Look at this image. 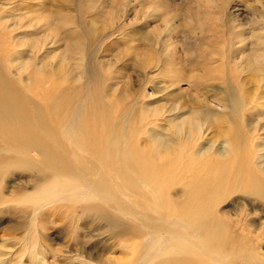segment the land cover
I'll use <instances>...</instances> for the list:
<instances>
[{"label":"bare ground","instance_id":"obj_1","mask_svg":"<svg viewBox=\"0 0 264 264\" xmlns=\"http://www.w3.org/2000/svg\"><path fill=\"white\" fill-rule=\"evenodd\" d=\"M20 1L0 0V144L11 152L38 154L40 168L62 178L51 180L40 194L51 198L63 190L85 201L91 195L84 197L83 189L97 191V204L84 211L115 209L141 223L144 229L123 226L132 236L142 237L150 228L169 237L151 256V245L144 249L140 243L135 251L131 246V264H264L263 221H251L244 201L234 217L221 208L241 194L262 204L257 211L264 210V21L239 61L217 48L216 57L204 59L197 71H186L179 62L170 63L183 39L175 34L176 17L173 23L166 18L171 12L166 17L160 12L161 24H156L154 13L144 9L142 19L155 21L138 38L140 47L129 45L125 0L115 1L109 18L99 22L93 16L71 30L74 22L67 15L36 19L26 15L32 10ZM259 1L264 9V0ZM216 15L211 43L245 40L226 20L218 24ZM200 20L195 21L203 26ZM38 23L43 33L35 29ZM225 28L231 32L227 38ZM49 38L63 48L39 59ZM121 41L128 46L120 51V61L132 49L134 67L144 72L133 81L135 88L131 82L108 84L115 64L105 67L97 60ZM207 73L208 82L219 84L205 87ZM157 78L165 84L162 92L177 91L151 106L147 100L155 95ZM119 214L109 210L104 216L116 226L126 219Z\"/></svg>","mask_w":264,"mask_h":264},{"label":"rangeland","instance_id":"obj_2","mask_svg":"<svg viewBox=\"0 0 264 264\" xmlns=\"http://www.w3.org/2000/svg\"><path fill=\"white\" fill-rule=\"evenodd\" d=\"M115 1L119 0H21L18 3L21 5L27 3L26 9L32 11H27L29 13L26 15H33L36 19L44 14H47V17L51 15L54 19L58 17V13L67 15L74 22L73 25H69L71 30L76 28L77 23L86 25V21H89L93 16L99 22L104 18H109L116 9ZM125 2L126 9H128L126 20L131 22L130 25H126V28L130 35L129 38H131L129 40H132L129 45L132 46H136L137 43V46H143L138 38L142 35L146 36V30L154 25L155 18L156 24L161 22L158 17L160 12L162 14L166 12L164 17L172 14L169 18L166 17L168 21L169 19L172 21L171 23L176 17L175 24H173L174 28L177 25L175 34L178 33L177 38L182 37L183 39H178L180 42L176 43V47L179 53L176 55L177 58L171 59L170 63L179 62L178 65L186 71L191 69L197 71L200 63L205 61L204 59L216 57L214 51L217 48L239 61L251 47L249 44L250 35L254 34L256 27L264 21L263 17H259L264 14V9L261 8L259 0H159L158 4L156 3L157 0H125ZM159 2H163L164 7L161 5L163 3L159 4ZM158 5L163 7L162 11L159 10ZM146 8L150 9V13H154L155 18L142 19ZM144 9L146 10L144 11ZM24 11L25 8L15 11L13 17L17 18ZM214 12L220 13L217 19L218 24L226 20L227 27L231 26L232 31L244 33L245 40H232L230 43L225 41L223 44L211 43L215 33L213 31L217 16ZM172 16L174 17L172 18ZM77 17H85V19L79 20ZM195 17L201 19L200 22L203 26L197 24ZM148 19L151 22H149L148 27H145L144 21ZM184 19L188 23L185 22L186 20L183 21ZM34 27L40 33L45 31V27L42 28L39 23ZM79 27L80 25L77 28ZM19 30H23V27ZM228 34L231 32L227 28L226 38L229 37ZM247 37L248 39H246ZM127 46L128 43L125 44L121 41L117 47L114 45L107 51L100 53L97 60L105 67L115 64L112 71L114 74L112 77H115L112 80L107 79L108 84H117V86L123 87L125 84L130 85L131 82V86L135 88L136 78H141L144 72L134 67L136 61L132 58L135 51L132 49L123 52L124 60L120 61L118 55H120L121 50L127 49ZM62 48L63 45L60 42L53 44L49 38L46 41V48L38 53V57L39 59L42 58L48 51L50 53L59 52ZM211 52H213L212 56ZM214 74L219 75V73ZM207 75L208 73L203 77L206 80L205 87L211 84H219L218 81L208 82ZM245 76L248 77L245 72H242L241 77L246 78ZM163 85L165 84L160 82V78L155 79L152 90L155 95L148 98V104L152 106L165 103L167 101L165 96L177 91L162 92ZM168 101L170 102L169 99ZM208 133L210 132L208 131L204 135L206 140L211 136V133ZM218 143L216 142L215 145ZM39 159L40 156L34 152L27 155L11 152L0 144V168L3 169L0 174V264H116L117 262L113 258H128L129 262L126 264H131L134 260L132 256L129 258L131 246L135 251L140 248V243L144 249L151 245L149 256L160 252L159 250L164 246L166 239L169 238L167 235L152 234V230L148 228L147 234L142 237H135L123 226L127 228L134 225L143 227L140 222L127 219L129 216H122L117 210L111 208H103L105 210L103 212L98 211V213L94 210L84 211L86 207H94L92 204H97L94 201L97 191L91 193L88 189H83L81 192H83L84 197L87 194L91 195L85 201L75 199L73 194L70 195L63 190L51 193V198L43 197L40 191L44 186L53 179H56L53 183H58L57 179L61 180L62 178L50 176L45 169H41ZM58 187L61 185L58 184ZM231 198L221 205L222 210L234 217L237 213L235 207H241L242 201H244L246 212H254V214L252 212L249 214V218L253 219L251 221L257 225L263 221L262 226L264 227V210L257 211L262 207V204L252 202L254 198L249 196L244 200L241 194ZM109 210L126 219L122 220L123 223L117 220L118 225L111 226L109 220L104 216L105 212ZM260 247L261 255L264 257V243ZM107 258H110V261Z\"/></svg>","mask_w":264,"mask_h":264}]
</instances>
